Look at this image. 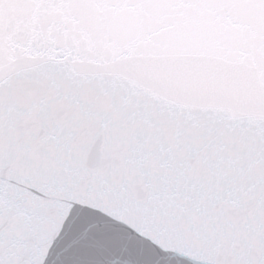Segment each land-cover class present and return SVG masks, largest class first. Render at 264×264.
<instances>
[{"label":"snow or ice","instance_id":"1","mask_svg":"<svg viewBox=\"0 0 264 264\" xmlns=\"http://www.w3.org/2000/svg\"><path fill=\"white\" fill-rule=\"evenodd\" d=\"M0 264H264V0H0Z\"/></svg>","mask_w":264,"mask_h":264}]
</instances>
